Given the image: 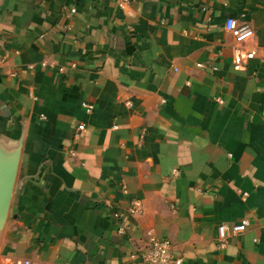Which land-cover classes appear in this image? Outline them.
<instances>
[{
  "label": "crops",
  "instance_id": "1",
  "mask_svg": "<svg viewBox=\"0 0 264 264\" xmlns=\"http://www.w3.org/2000/svg\"><path fill=\"white\" fill-rule=\"evenodd\" d=\"M228 17L255 33L240 65ZM263 42L264 0H0V264H136L149 233L182 264H264Z\"/></svg>",
  "mask_w": 264,
  "mask_h": 264
},
{
  "label": "built area",
  "instance_id": "2",
  "mask_svg": "<svg viewBox=\"0 0 264 264\" xmlns=\"http://www.w3.org/2000/svg\"><path fill=\"white\" fill-rule=\"evenodd\" d=\"M113 1L119 7H123L129 2V0ZM224 28L234 37L235 40V45L232 48V57L234 58L235 65H240L244 61L252 59L256 54V49L252 44L255 36L252 27L248 24L238 23L234 18L228 17L225 20ZM59 70H62V68H59ZM217 101L219 103L223 102L221 98H217ZM126 104L130 105V101H127ZM81 106L86 114H90L94 109V104L90 101H82ZM85 128V122H79L76 128V135L83 132ZM70 154L75 155L76 153L71 149ZM141 211L142 205L141 201L138 199L132 200L127 208V213L132 216L140 214ZM110 215L118 222L122 213L118 209L113 208ZM248 223V219L246 218L230 225L221 222L217 228L216 240L218 246L224 248L228 242L230 234L234 235L244 231ZM117 231L122 234L125 232V227L119 224ZM129 256L136 260V264H182L183 262L182 256H177L173 253L172 243L168 238L155 236L152 233H149L147 240L142 244L137 245L134 250L130 252ZM18 263L21 262L18 261ZM27 263V261H24V264Z\"/></svg>",
  "mask_w": 264,
  "mask_h": 264
},
{
  "label": "water",
  "instance_id": "3",
  "mask_svg": "<svg viewBox=\"0 0 264 264\" xmlns=\"http://www.w3.org/2000/svg\"><path fill=\"white\" fill-rule=\"evenodd\" d=\"M20 146L8 150L0 144V234L5 226L17 175Z\"/></svg>",
  "mask_w": 264,
  "mask_h": 264
},
{
  "label": "rangeland",
  "instance_id": "4",
  "mask_svg": "<svg viewBox=\"0 0 264 264\" xmlns=\"http://www.w3.org/2000/svg\"><path fill=\"white\" fill-rule=\"evenodd\" d=\"M7 221V220H6ZM5 225H6V223H5ZM5 227V226H4Z\"/></svg>",
  "mask_w": 264,
  "mask_h": 264
}]
</instances>
